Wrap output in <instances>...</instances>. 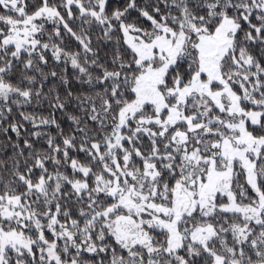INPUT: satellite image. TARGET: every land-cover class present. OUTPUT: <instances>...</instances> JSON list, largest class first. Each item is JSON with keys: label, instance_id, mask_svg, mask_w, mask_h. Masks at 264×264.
Here are the masks:
<instances>
[{"label": "snow or ice", "instance_id": "obj_1", "mask_svg": "<svg viewBox=\"0 0 264 264\" xmlns=\"http://www.w3.org/2000/svg\"><path fill=\"white\" fill-rule=\"evenodd\" d=\"M0 264H264V0H0Z\"/></svg>", "mask_w": 264, "mask_h": 264}]
</instances>
